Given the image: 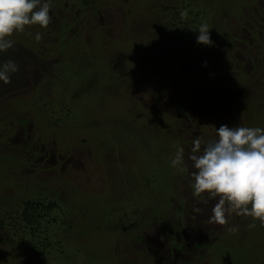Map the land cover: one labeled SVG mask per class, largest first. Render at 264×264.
Instances as JSON below:
<instances>
[{"label": "rangeland", "instance_id": "374dc122", "mask_svg": "<svg viewBox=\"0 0 264 264\" xmlns=\"http://www.w3.org/2000/svg\"><path fill=\"white\" fill-rule=\"evenodd\" d=\"M49 3V25L14 33L0 56L19 65L0 83V154L18 149L7 171L40 181L38 199L64 215L33 236L0 226V264H264V227L209 222L215 200L193 195L187 161L221 124L264 127V0ZM201 24L210 46L196 43ZM48 46L62 54L34 60ZM178 147L187 169L171 165Z\"/></svg>", "mask_w": 264, "mask_h": 264}, {"label": "clouds", "instance_id": "9594fccd", "mask_svg": "<svg viewBox=\"0 0 264 264\" xmlns=\"http://www.w3.org/2000/svg\"><path fill=\"white\" fill-rule=\"evenodd\" d=\"M49 9V0H0V54L14 48L11 37L26 26L47 27ZM209 30L207 24L198 26L197 44L212 45ZM41 38V33L35 32L33 39L38 42ZM18 70L16 60H0V83L9 84ZM215 129V139L202 142L197 137L192 141L187 156L192 193L215 200L208 216L211 223L225 225L229 217L243 215L264 227V127L221 124ZM171 165L187 169L182 147L177 148ZM192 211L200 213L202 209L194 207Z\"/></svg>", "mask_w": 264, "mask_h": 264}, {"label": "trees", "instance_id": "16d2710c", "mask_svg": "<svg viewBox=\"0 0 264 264\" xmlns=\"http://www.w3.org/2000/svg\"><path fill=\"white\" fill-rule=\"evenodd\" d=\"M85 2V0H83ZM162 8V7H161ZM166 11V9H162L161 10V14H164V12ZM55 15V13H54ZM60 30V32L64 33L65 30V26H59L58 27ZM66 31V30H65ZM104 33V32H102ZM107 35V34H106ZM177 37V36H176ZM26 39V41H30L33 44L36 43V41L33 39V36L28 35V36H23V39ZM31 43V46L33 45ZM41 44H44V46H47V42L46 40L43 39V41H41ZM65 46V45H63ZM43 51V52H42ZM45 52H48L49 54H59L60 52V46H48L47 49H43V50H33L30 49V53L33 54L34 60L38 61L41 59V55L39 54H43ZM58 51V52H56ZM10 57H12V53L8 52ZM62 53L59 54V56ZM45 55V53H44ZM1 56V54H0ZM3 58V57H2ZM0 60H3V59ZM2 84H0V88H1ZM186 98L184 96H181L177 99L176 101V107L179 113L184 112V105L186 103ZM29 118L27 117H23L21 119H18L19 123L24 124L25 122L28 121ZM18 149H16L13 153H11L9 156L8 154H0V177L2 176L1 182H0V226L3 228L4 226L8 227V229H10V231H13L14 233L11 234V236H16V231L18 230L17 228H20L21 231L24 234H31L32 236L34 234H38V233H42V229L46 230L48 227L51 226L52 222H55L56 217H60L64 215V209H61L60 205L57 202H44L43 199H38L39 197H43L45 199L44 194H41L40 192H44L47 193L45 191H43L42 189V184L40 183V181L37 180V182L33 185H30L28 182H26V180L28 179V175L27 174H23L21 173V169H19L18 171H16L18 168H20L19 166L15 165V162H8L7 160H17V158L13 157L15 156L14 154H18L19 151H17ZM14 163V165L16 167H14L13 169H16L15 173L9 172L7 171L8 168H6V166L8 165L10 167V165ZM16 179V181L20 184L22 187V191L21 190H16L15 191H21L20 193H22V196L27 197L26 199H23V197L19 194L16 193L14 196H16L15 198H10L9 193H7L6 191L4 192V188L9 187V190H11V186H9V184H11V182H9L8 180L10 179ZM55 180V179H54ZM56 181H62L61 177L56 178ZM53 184H56L53 183ZM56 186V185H55ZM54 187V186H53ZM48 191L49 189H52L50 187H48ZM53 191L56 190V187H54V189H52ZM54 193V192H52ZM20 195V196H19ZM51 211H53V215L51 216L50 213ZM5 231V230H4ZM1 240L3 239L2 237L0 238ZM5 240V239H4ZM7 244L11 245V243L13 242V239L7 238V240L5 241ZM40 246V250L41 251H46V245L44 242H41L39 244ZM45 248V249H44Z\"/></svg>", "mask_w": 264, "mask_h": 264}]
</instances>
